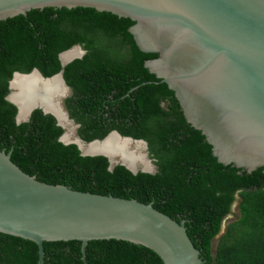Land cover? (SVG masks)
<instances>
[{"label":"trees","instance_id":"trees-1","mask_svg":"<svg viewBox=\"0 0 264 264\" xmlns=\"http://www.w3.org/2000/svg\"><path fill=\"white\" fill-rule=\"evenodd\" d=\"M133 24L83 7L34 9L0 21V150L41 182L151 203L184 221L203 264H264V169L246 173L217 161L174 92L145 68L157 54L139 50L128 31ZM76 45L85 54L62 68L58 55ZM33 69L44 77L62 70L72 91L64 105L82 140L113 130L142 139L157 172L133 175L121 165L110 171L105 157L81 156L76 145L58 141L63 129L38 109L16 124L8 83L14 72ZM236 196V219L213 248ZM43 252V264H163L150 249L113 239L89 241L84 254L79 241L43 242ZM37 263L34 242L0 233V264Z\"/></svg>","mask_w":264,"mask_h":264},{"label":"water","instance_id":"water-1","mask_svg":"<svg viewBox=\"0 0 264 264\" xmlns=\"http://www.w3.org/2000/svg\"><path fill=\"white\" fill-rule=\"evenodd\" d=\"M76 7L134 21L128 31L136 46L157 54L145 61V68L174 92L186 122L205 137L217 161L246 173L264 169V0H0V21L34 9ZM78 48L73 46L58 55L62 68L81 58L83 54H76L62 60L63 54ZM31 75L37 77L36 87L12 100L15 78ZM54 78L64 94L46 93L47 83ZM8 90L5 99L16 107V124L28 122L38 109L54 117L63 129L58 141L76 145L81 156L105 157L110 171L121 165L133 175L157 172L142 139L115 130L89 142L78 136V126L63 103L71 89L62 70L51 77L42 76L37 69L14 72ZM22 103L25 111L19 119ZM52 107L62 111L72 125V140L63 139L65 127ZM111 136L126 141L128 150L140 143L142 157L115 155L108 150L85 153L79 144H104ZM0 233L34 242L37 264H43V242L79 241L84 254L89 241L112 239L146 247L163 264L204 263L184 221L178 223L151 203L41 182L23 172L4 150H0Z\"/></svg>","mask_w":264,"mask_h":264},{"label":"bare ground","instance_id":"bare-ground-1","mask_svg":"<svg viewBox=\"0 0 264 264\" xmlns=\"http://www.w3.org/2000/svg\"><path fill=\"white\" fill-rule=\"evenodd\" d=\"M62 56L64 57L65 60H67V59L71 58L72 56H74V54H73V52H70L68 54H66V53L63 54ZM25 78H28V77L16 78L14 80V82H13L14 91H13V93L10 96V98L12 100H15V101L18 100V98L20 96V93L26 92V89H30L31 87H29L28 85H34V87H36L37 82L35 80H32L31 82L27 83L28 85H24L23 83H25V81L22 80V79H25ZM54 79H57V78H54ZM48 84L49 83H47V86H48ZM56 86H57V84H53L52 86H49L48 93L49 94L50 93H56V91H57L58 95L64 94L63 88L60 87V84H59V88L58 89L56 88ZM53 87H55V88H53ZM52 108H54V114H56L61 121H63V118H64V120H66L64 115H63V113H62V111H60L57 107L56 108L52 107ZM24 111H25V106L22 103V105L20 104V114L18 116L19 119L24 115ZM64 123H65V121H64ZM69 125H70V123H68V121H67V123H65V126L67 127V129L63 125L65 127L66 134H67V135L65 134L66 139H65V136H64L63 139L67 140V141H70V140L73 139V133L71 132V134H70V130L71 129L69 128ZM70 126H72V125H70ZM79 144H80L81 149L85 153H87V152L88 153L89 152H95V151L105 152V150H108V151H110L111 153H113L115 155L116 154L117 155H121V156H126L127 155L128 157L131 156L130 154L135 153V158H140L143 155L142 145L140 143L133 144L132 149L128 150L127 149L128 148L127 147L128 143L126 141H122L121 142L118 139H116V137H114V136H111L109 138V140H107L104 144H97V143H92V144H89V145H85L83 143H79Z\"/></svg>","mask_w":264,"mask_h":264},{"label":"flooded vegetation","instance_id":"flooded-vegetation-1","mask_svg":"<svg viewBox=\"0 0 264 264\" xmlns=\"http://www.w3.org/2000/svg\"><path fill=\"white\" fill-rule=\"evenodd\" d=\"M70 52H73V54L74 55H78V56H80L81 54H85V50L81 47V46H79V48H78V50L77 51H75V50H71ZM70 52H68V53H70ZM83 52V53H82ZM68 53H66V54H68ZM82 55V56H83ZM81 56V57H82ZM63 57V56H62ZM78 59V58H77ZM80 59V58H79ZM62 60L64 61L65 59H64V57L62 58ZM16 79V78H15ZM22 80H24L25 81V83H23L24 85H28L27 83H29V82H31L32 80H35L36 82H37V77L35 76V75H31L30 77H28V78H25V79H22ZM56 81V82H55ZM53 84H57V86H56V88L58 89L59 88V81L57 80V79H54V80H52V81H50L49 82V84H48V86L46 85V93L49 91V86H52ZM29 87H31V88H35L34 87V85H28ZM53 88H55V87H53ZM56 93H57V91H56ZM71 95H72V91H71ZM71 95H69L68 97H70ZM68 97H66L65 99H64V101L68 98ZM64 103V102H63ZM65 106V105H64ZM66 109V108H65ZM68 112V111H67ZM56 115V114H55ZM57 116V115H56ZM63 116V115H62ZM57 118H58V120L60 121V123L62 124V125H64L65 126V123H67V121L66 120H64V118H63V121H61L60 119H59V117L57 116ZM64 121H65V123H64ZM74 121V120H73ZM74 123L78 126L77 127V130H78V128H79V124H77L75 121H74ZM66 127V126H65ZM69 128L72 130L73 128H72V126H70L69 125ZM66 129H67V127H66ZM70 130V134H71V131ZM67 135V134H66ZM65 139H66V136H65ZM232 208V207H231ZM230 213H231V211H230ZM228 216V215H227Z\"/></svg>","mask_w":264,"mask_h":264},{"label":"rangeland","instance_id":"rangeland-1","mask_svg":"<svg viewBox=\"0 0 264 264\" xmlns=\"http://www.w3.org/2000/svg\"><path fill=\"white\" fill-rule=\"evenodd\" d=\"M57 94H58V93H57ZM71 131H72L73 136H74V130L72 129ZM76 131H77V129H76ZM238 200H239V198L237 197V198H236V204H235L234 206H232V208H231V213L226 217V219H225V221H224V229L222 228V231H220L219 235L213 240V248H214V246H215V244H216V242H217L219 236H221V235L223 234V232H224V230H225V227H226L230 222H232V221H234V220L236 219V216H237V214H238V211H237V203H238Z\"/></svg>","mask_w":264,"mask_h":264}]
</instances>
